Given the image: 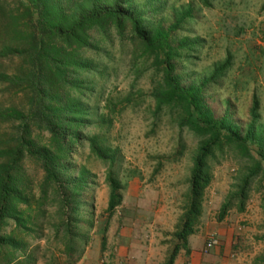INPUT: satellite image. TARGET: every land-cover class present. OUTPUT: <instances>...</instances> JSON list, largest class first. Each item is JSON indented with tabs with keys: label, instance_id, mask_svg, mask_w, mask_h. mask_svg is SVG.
Here are the masks:
<instances>
[{
	"label": "rangeland",
	"instance_id": "1",
	"mask_svg": "<svg viewBox=\"0 0 264 264\" xmlns=\"http://www.w3.org/2000/svg\"><path fill=\"white\" fill-rule=\"evenodd\" d=\"M134 1L144 5L145 23L163 29L191 10L171 33L173 45L190 46L175 61V74L183 86L196 85L228 59V71L210 88L208 105L216 116L228 109L244 134L255 96L264 142V0H210V7L202 0ZM111 31L108 38L93 35L96 48L84 53L88 65L73 74L77 88L70 92L87 115L64 161L62 180H76L84 171L87 187L72 213L53 185L42 196L43 172L34 161L24 160L28 203L19 207L30 214L32 230H18L8 221L1 231L21 242L13 264H163L176 243L174 233L188 206L190 175L203 141L179 127L178 109L154 114L152 90L162 81L163 66L129 36L119 40ZM4 43L0 38V48ZM19 66L17 56L0 58V73L13 75ZM11 105L25 107V97L0 82V110ZM102 116L106 123L100 122ZM13 131V124L0 125V136L8 138ZM33 137L48 143L45 131L34 130ZM93 137L114 155L112 166L91 153ZM246 144L248 155L226 146L209 158L212 179L201 218L188 238L191 253L180 251L174 264H264V163L257 144ZM256 162L262 171L252 178L240 209L242 180ZM109 175L122 187V203L111 216L106 211ZM223 205L229 206L220 219ZM0 264H5L3 254Z\"/></svg>",
	"mask_w": 264,
	"mask_h": 264
},
{
	"label": "trees",
	"instance_id": "2",
	"mask_svg": "<svg viewBox=\"0 0 264 264\" xmlns=\"http://www.w3.org/2000/svg\"><path fill=\"white\" fill-rule=\"evenodd\" d=\"M202 4L210 7V0H202ZM143 7L134 0H0V38L5 39L0 58L12 55L20 62L13 75L0 73V82L15 93H22L26 100L23 108L11 105L0 110V125H14L11 136H0V255L3 254L5 264H13L16 260L14 252L21 247V242L12 235L2 236L3 227L13 221L18 230H32L28 226L30 214L19 207L28 203L24 192V160L34 161L42 170V196L53 185L62 206L71 207L72 213L77 210V197L87 187L84 171L76 180L64 182L62 178L66 170L64 161L70 158L87 115L79 98L70 96L77 88L73 74L87 67L84 53L96 48L94 34L108 38L114 30L119 40L129 36L156 65H162V81L152 90L154 114L158 115L163 108L178 109L179 127L188 128L203 141L193 162L188 206L180 228L174 233L176 243L163 264H174L180 251L186 256L191 253L188 238L201 218L204 193L212 179L207 164L209 158L226 146L248 155L246 143L253 142L264 163V142L262 131L258 130V99L253 96L249 112L251 121L244 134L233 122L228 109L216 116L208 105L210 88L215 87L228 71L229 60L196 85L183 86L175 74V61L188 53L190 46L184 42L173 45L171 33L184 18L190 17L191 10L176 15L172 26L163 29L145 23ZM10 42L17 43L12 45ZM99 120L106 123L103 116ZM34 130L45 131L48 143L35 141ZM89 147L91 153L113 165L114 155L100 144L98 137L90 139ZM261 171V162H256L254 170L242 180L238 193L240 209L252 178ZM108 183L106 211L111 216L122 203V187L112 175L108 176ZM228 206L221 207L220 219Z\"/></svg>",
	"mask_w": 264,
	"mask_h": 264
},
{
	"label": "built area",
	"instance_id": "3",
	"mask_svg": "<svg viewBox=\"0 0 264 264\" xmlns=\"http://www.w3.org/2000/svg\"><path fill=\"white\" fill-rule=\"evenodd\" d=\"M209 246V245H208Z\"/></svg>",
	"mask_w": 264,
	"mask_h": 264
}]
</instances>
